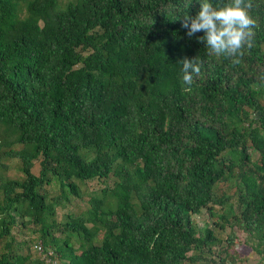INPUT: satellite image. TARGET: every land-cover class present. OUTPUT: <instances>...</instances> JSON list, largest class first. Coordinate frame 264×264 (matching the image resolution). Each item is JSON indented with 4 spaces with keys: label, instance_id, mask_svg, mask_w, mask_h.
I'll return each mask as SVG.
<instances>
[{
    "label": "trees",
    "instance_id": "1",
    "mask_svg": "<svg viewBox=\"0 0 264 264\" xmlns=\"http://www.w3.org/2000/svg\"><path fill=\"white\" fill-rule=\"evenodd\" d=\"M201 2L0 0V167L18 159L23 174L0 183V264L43 262L13 251L19 219L51 264L49 248L61 264L234 263L209 257L217 237L197 227L202 210L264 264V0H252L254 47L232 58L186 35ZM185 57L201 72L182 87ZM111 177L56 222L79 183Z\"/></svg>",
    "mask_w": 264,
    "mask_h": 264
},
{
    "label": "rangeland",
    "instance_id": "2",
    "mask_svg": "<svg viewBox=\"0 0 264 264\" xmlns=\"http://www.w3.org/2000/svg\"><path fill=\"white\" fill-rule=\"evenodd\" d=\"M66 1V0H65ZM15 149H19V145L13 146ZM258 156H254V160H257ZM2 166L0 167V183L6 179H22L23 174L20 171V162L18 159H10L3 158L1 160ZM40 170L39 160L34 162V166L32 168V172L34 174H38ZM113 185V177L107 180H93L87 182L85 184L79 183L80 189L82 191V198L70 197L68 203H66L62 207L55 208V220L58 224H61L65 221L66 215H78L84 212L88 208V200L89 195L93 192H99L101 189L105 187H112ZM219 190L217 193L219 195H227L231 196L233 201L234 188L228 189L227 184H220ZM45 191L49 197H55L60 195V188L56 183H53L49 186H45ZM1 191H0V199H1ZM217 211L218 207H214ZM221 212V211H220ZM194 221L197 224V227L203 229L208 227L212 229L214 235L217 237V243L213 247V253L209 255V257L217 258L218 255L224 257L225 255L231 256L234 263L230 264H261L260 257L251 250L250 242L248 240L247 235H245L239 229H234V233L232 234L233 240L228 241L227 237L231 235V232L228 228L221 230L218 226H215L213 223L216 221L215 218H210L208 216V212L206 210H202L200 214L194 216ZM36 226L33 223H28L25 226L21 224V219L18 220V224L16 228L12 231V236L14 237V242L12 244V249L15 253H19L21 255H26L30 258V260H39L43 261L40 264H51L50 260L46 259L44 254L40 251H36L34 249V245L36 244V240L38 239V233L35 232ZM55 237L64 238V234L57 231L55 232ZM102 237V233L99 234L98 239L100 240ZM74 247H78V243L72 241ZM4 241L0 244V253L5 251L4 249ZM48 252L51 253V256H54L52 260L53 264H61L60 257L53 250L49 248ZM206 256H208L205 253ZM230 259V257H229ZM29 264H37L35 262Z\"/></svg>",
    "mask_w": 264,
    "mask_h": 264
},
{
    "label": "clouds",
    "instance_id": "3",
    "mask_svg": "<svg viewBox=\"0 0 264 264\" xmlns=\"http://www.w3.org/2000/svg\"><path fill=\"white\" fill-rule=\"evenodd\" d=\"M252 0H229L222 6H213L209 0H202L198 14L192 18L186 16L182 27L187 30L189 38L203 32L197 42L205 44L209 55L228 58L242 57L244 49L254 47V29L256 20L251 14ZM181 86H191L194 76H199L201 68L198 59L183 58ZM233 64H239L240 59H233Z\"/></svg>",
    "mask_w": 264,
    "mask_h": 264
},
{
    "label": "built area",
    "instance_id": "4",
    "mask_svg": "<svg viewBox=\"0 0 264 264\" xmlns=\"http://www.w3.org/2000/svg\"><path fill=\"white\" fill-rule=\"evenodd\" d=\"M38 250H39V251H41V248H40V247H38Z\"/></svg>",
    "mask_w": 264,
    "mask_h": 264
}]
</instances>
